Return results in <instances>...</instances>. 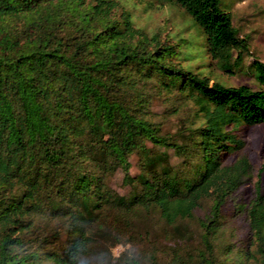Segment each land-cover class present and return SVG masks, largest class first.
<instances>
[{
    "label": "trees",
    "instance_id": "16d2710c",
    "mask_svg": "<svg viewBox=\"0 0 264 264\" xmlns=\"http://www.w3.org/2000/svg\"><path fill=\"white\" fill-rule=\"evenodd\" d=\"M96 1L0 0V264H264L259 187L236 206L245 208V245L230 260L233 248L220 242L223 205L250 168L244 157L226 163L222 155L241 146L230 130L264 123V63L253 62L258 89L209 83L171 62L167 41L118 24L112 1ZM175 2L223 67L233 50L248 51L221 0ZM152 75L201 103L184 145L153 120L142 85ZM146 142L199 162L153 172L168 155L153 158ZM133 153L141 158L136 176ZM118 168L126 195L107 182ZM206 201L207 213L196 217ZM192 220L199 241L189 244L182 223ZM154 225L172 246L153 244ZM148 242L140 254H112L115 245Z\"/></svg>",
    "mask_w": 264,
    "mask_h": 264
},
{
    "label": "rangeland",
    "instance_id": "374dc122",
    "mask_svg": "<svg viewBox=\"0 0 264 264\" xmlns=\"http://www.w3.org/2000/svg\"><path fill=\"white\" fill-rule=\"evenodd\" d=\"M87 6L96 3V0H83ZM102 8L107 2L112 1L111 17L123 26L129 23L142 30L149 36L157 35L161 40L167 41L174 47L168 58L182 69L207 77L209 83L218 81L227 86L248 85L252 89L260 87L253 67L255 60L264 63V0H221V7L231 16L233 25L238 30V35L247 40L248 51L238 53L233 50L229 60V67L222 66L218 59L213 58L208 52L206 36L195 24L191 16L180 7L175 0H99ZM107 1V2H106ZM165 79L157 75L143 80L142 85L152 96L150 111L153 120L161 125V134L165 136L180 134L179 142L185 144V128H195L201 121L204 110L195 95H188L186 91L161 88ZM231 133L241 142V146L232 152L222 155L224 162H232L237 157L247 159L250 168L242 183L224 203L220 222L224 229L221 245H229L233 251L229 253L230 260L237 255V251L245 245L247 223L244 220V207L236 208L238 204H245L254 197L256 187L264 196V123L257 125H240ZM146 146L156 154L165 152L167 160L158 165H181L187 159L189 166L199 162V155L184 157L174 152L172 148L154 146L146 142ZM199 154V149H196ZM197 153V152H196ZM149 157V156H148ZM129 172L136 176L140 170L141 158L133 153L130 158ZM114 164H116L114 162ZM108 184L121 195H126L130 186L123 182V173L118 168L108 178ZM209 202H203L202 207L195 212L196 217L205 216ZM198 221V220H196ZM189 232L186 234L189 244L199 241L200 232L198 224L192 220L182 223ZM150 239L159 247L172 246L174 241L163 238L162 228L150 227ZM150 242L143 246L130 248V245L118 244L112 248L113 256L117 257L123 251L134 254L147 249Z\"/></svg>",
    "mask_w": 264,
    "mask_h": 264
}]
</instances>
